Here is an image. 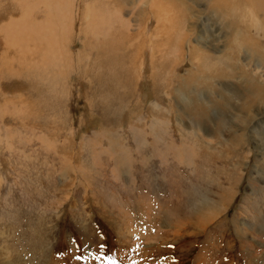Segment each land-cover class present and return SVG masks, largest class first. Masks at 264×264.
<instances>
[{
	"label": "rangeland",
	"instance_id": "374dc122",
	"mask_svg": "<svg viewBox=\"0 0 264 264\" xmlns=\"http://www.w3.org/2000/svg\"><path fill=\"white\" fill-rule=\"evenodd\" d=\"M152 1L0 0V264H264V15Z\"/></svg>",
	"mask_w": 264,
	"mask_h": 264
},
{
	"label": "bare ground",
	"instance_id": "6f19581e",
	"mask_svg": "<svg viewBox=\"0 0 264 264\" xmlns=\"http://www.w3.org/2000/svg\"><path fill=\"white\" fill-rule=\"evenodd\" d=\"M151 2L149 3V7H148V9H149V11H151L152 10V8L154 7V4H153V1L152 0H150ZM217 1H220L221 3H218L217 5H219V7L220 8H223L222 10H220V12H222V13H224L225 12V10H224V8L226 9V6H222V4H223V1L224 0H217ZM250 1H252V0H250ZM254 2H253V4L254 5H256L257 6V8H258V10L260 11V12H262V14L264 15V0H253ZM222 6V7H221ZM217 7V6H216ZM229 7V8H228ZM87 8H88V15L90 14V9H89V7H88V5H87ZM227 8H228V11L230 12V10H233L234 12H235V4H232L231 6H227ZM247 12H249V15H247V16H244V18L245 17H248L249 18V22L250 23H253V20H252V18H251V16H252V11H247ZM233 13V12H232ZM234 14V13H233ZM246 15V14H245ZM90 16V15H89ZM255 17H257L256 15H254L253 16V19L255 20V21H257L258 19L257 18H255ZM263 26V24H261L260 22H258L257 23V27L258 28H260V29H262L263 31H264V27H262ZM150 33H151V31H150ZM149 55H148V57H149V59L153 56V54H154V45L153 44H150L149 45ZM252 89V88H251Z\"/></svg>",
	"mask_w": 264,
	"mask_h": 264
}]
</instances>
